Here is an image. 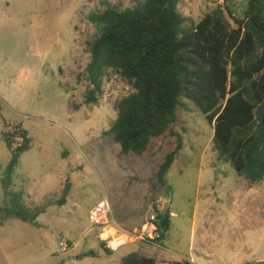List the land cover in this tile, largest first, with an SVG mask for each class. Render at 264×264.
Returning a JSON list of instances; mask_svg holds the SVG:
<instances>
[{
  "label": "rangeland",
  "instance_id": "obj_1",
  "mask_svg": "<svg viewBox=\"0 0 264 264\" xmlns=\"http://www.w3.org/2000/svg\"><path fill=\"white\" fill-rule=\"evenodd\" d=\"M138 1L0 0V208L7 205L2 178L13 158L4 132L19 133L16 138L26 132L32 141L14 174V190L42 191L70 152L77 165L64 205H58L62 190L52 194L36 223L0 212V264H122L133 253L157 264H192L193 249L204 255L203 264L264 262V181L251 184L219 160L213 126L191 101L183 99L177 110L173 132L182 149L166 186L155 174L176 136L154 139L143 155L123 156L109 134L116 104L132 87L110 71L98 105L84 103L89 43L98 34L89 15ZM249 2L180 0L178 9L191 26L219 7L243 19ZM21 143L15 139L14 148ZM103 199L112 209L107 230L134 232L142 220L167 211L172 229L162 242L137 241L109 254L103 229L89 220Z\"/></svg>",
  "mask_w": 264,
  "mask_h": 264
},
{
  "label": "trees",
  "instance_id": "obj_2",
  "mask_svg": "<svg viewBox=\"0 0 264 264\" xmlns=\"http://www.w3.org/2000/svg\"><path fill=\"white\" fill-rule=\"evenodd\" d=\"M179 3L140 0L131 8L107 6L89 15L98 34L89 43L84 103L98 105L110 71L132 87L134 92L116 104L117 119L109 134L123 156L143 155L154 139L176 136L175 149L155 174L158 183L166 186L182 149L173 125L187 99L213 126L219 160L231 164L251 184L260 183L264 181V0H250L243 19L219 7L191 26L179 12ZM15 134L19 133H3L13 158L2 178L7 205L0 212L34 224L51 205L29 206L24 189H13L21 156L32 142L23 132L18 135L22 143L14 148ZM67 192L68 188L58 205H64ZM157 226L161 236L152 243L162 242L171 230L170 212L157 215ZM122 264L157 261L133 253Z\"/></svg>",
  "mask_w": 264,
  "mask_h": 264
},
{
  "label": "built area",
  "instance_id": "obj_3",
  "mask_svg": "<svg viewBox=\"0 0 264 264\" xmlns=\"http://www.w3.org/2000/svg\"><path fill=\"white\" fill-rule=\"evenodd\" d=\"M19 138L22 140L21 137H17L16 140ZM159 209L161 208L159 207ZM111 214V205L106 199L97 202L91 208L89 214L90 223L95 227L103 229L101 237L106 244V247L111 252H117L123 247L137 241L154 242L160 239L161 235L157 226L156 213L150 215L145 220L141 229L134 232H121V230L117 227H112L110 230H107L110 225L109 219ZM112 231L114 232L111 233ZM61 246L64 250L68 248V245L63 242L61 243Z\"/></svg>",
  "mask_w": 264,
  "mask_h": 264
},
{
  "label": "crops",
  "instance_id": "obj_4",
  "mask_svg": "<svg viewBox=\"0 0 264 264\" xmlns=\"http://www.w3.org/2000/svg\"><path fill=\"white\" fill-rule=\"evenodd\" d=\"M62 157V156H61ZM63 162L55 167V170L53 171V181L51 184L44 187V189L41 191H38L36 189H31L28 191H25L26 198H27V204L29 206H39L43 204L49 196L52 194L57 193L58 191H65V189H69V180L72 182L74 179V173L77 165H75V161H73V153L70 152L66 158L62 157ZM20 165V164H19ZM173 219V214H171V222ZM144 224V221L142 220L140 222V226H138L139 229H141L142 225ZM173 225V223H172ZM137 229V230H139ZM172 229V226H171ZM125 230H133V229H125ZM165 240V239H164ZM193 257L190 256L189 261L192 264H203V261L205 260V257L202 253L198 252L197 249H193Z\"/></svg>",
  "mask_w": 264,
  "mask_h": 264
}]
</instances>
